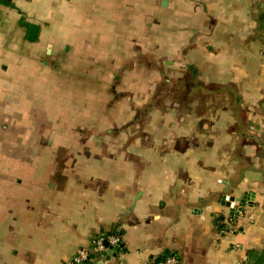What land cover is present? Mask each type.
I'll use <instances>...</instances> for the list:
<instances>
[{
  "label": "crops",
  "instance_id": "1",
  "mask_svg": "<svg viewBox=\"0 0 264 264\" xmlns=\"http://www.w3.org/2000/svg\"><path fill=\"white\" fill-rule=\"evenodd\" d=\"M111 234L264 264V0H0V264Z\"/></svg>",
  "mask_w": 264,
  "mask_h": 264
},
{
  "label": "built area",
  "instance_id": "2",
  "mask_svg": "<svg viewBox=\"0 0 264 264\" xmlns=\"http://www.w3.org/2000/svg\"><path fill=\"white\" fill-rule=\"evenodd\" d=\"M238 216L241 214L237 209ZM235 216L231 215L220 221V231L222 234H233L236 232ZM123 249V239L120 234H111L108 236H99L94 239L90 246L81 248L76 255L72 257L68 264H87L92 263L99 256L106 255L109 251L116 253ZM156 264H184L180 257L174 253L167 254Z\"/></svg>",
  "mask_w": 264,
  "mask_h": 264
},
{
  "label": "water",
  "instance_id": "3",
  "mask_svg": "<svg viewBox=\"0 0 264 264\" xmlns=\"http://www.w3.org/2000/svg\"><path fill=\"white\" fill-rule=\"evenodd\" d=\"M166 5H167V1H164V6H166ZM234 201H235V199H231L230 201H228V203L225 204V202H222V204H223V206L225 205L227 208L230 209V214L231 215H233L235 217H238L237 208L236 207L244 208L246 206L247 202H248V197L245 196L242 200H240L239 203L237 204L238 206H235L236 204L234 203ZM108 254L112 255V256H117L116 253H113L112 251H109ZM87 264H91V263H87Z\"/></svg>",
  "mask_w": 264,
  "mask_h": 264
}]
</instances>
